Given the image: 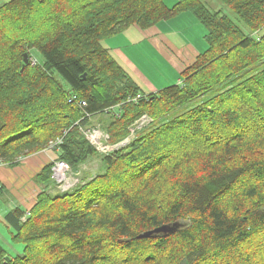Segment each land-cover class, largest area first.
Here are the masks:
<instances>
[{
  "label": "trees",
  "instance_id": "obj_1",
  "mask_svg": "<svg viewBox=\"0 0 264 264\" xmlns=\"http://www.w3.org/2000/svg\"><path fill=\"white\" fill-rule=\"evenodd\" d=\"M182 13L206 27L207 50L179 84L144 95L102 42ZM143 116L108 154L81 132L101 124L115 146ZM59 138L35 204L4 217L23 254L0 243V264H264V0L0 7V160L12 168ZM95 155L99 172L56 191L54 162L80 172Z\"/></svg>",
  "mask_w": 264,
  "mask_h": 264
},
{
  "label": "crops",
  "instance_id": "obj_2",
  "mask_svg": "<svg viewBox=\"0 0 264 264\" xmlns=\"http://www.w3.org/2000/svg\"><path fill=\"white\" fill-rule=\"evenodd\" d=\"M10 1L0 0V7ZM168 6L170 7V5ZM188 14L182 13L170 20L162 21L147 30L136 29V26H130L119 34L102 42L104 47L111 50L116 60L132 74L144 95L155 94L164 89L166 85L179 84L183 71L192 65L203 52L193 40L181 37L180 31L182 29L180 26L182 23L186 24V28L189 26L198 27L195 19L186 17ZM169 26L177 28L172 31H165ZM183 34H186V32L184 31ZM134 44L137 48L141 49L143 45H147L156 55L162 57L163 54L168 58L170 65L165 64L166 74L162 72L161 81H156V83L152 81L151 84H148L134 73L136 69L133 65L131 67V64L123 56L127 50L132 49V46L134 47ZM159 60L162 62L161 58ZM53 156L52 151H48L47 153L40 152L33 158L26 159L18 167H0V185L7 189L6 191L11 198L7 209L1 213L0 227L6 225L4 217L10 209L14 210L16 207H19L26 212L32 208L35 196L40 191L34 181H32L33 177L46 164L53 161ZM84 169L89 171L90 167L84 165L81 170ZM88 171L86 173L90 174Z\"/></svg>",
  "mask_w": 264,
  "mask_h": 264
},
{
  "label": "rangeland",
  "instance_id": "obj_3",
  "mask_svg": "<svg viewBox=\"0 0 264 264\" xmlns=\"http://www.w3.org/2000/svg\"><path fill=\"white\" fill-rule=\"evenodd\" d=\"M176 3H177V0H167V1L164 0V4L167 7H169L168 5H170L169 8H173ZM186 17H189V18L192 17L193 19H195L194 16L192 14H190V13ZM197 23H198L197 24L198 25L197 28L191 27V26L186 28V24L182 23L181 26H180V28L182 29L180 31V34H181V37H183L184 39L193 40L194 43L200 49L203 50L202 53H204L207 50V47H208V44H207V41H206V38H205L206 34H207V29H206V27L203 24L199 23L198 21H197ZM176 28L177 27L169 26L167 29H165V31H172V30H174ZM136 29H139V28H136ZM138 31H140V30H138ZM184 31L186 32V34H183ZM117 34H119V33H117ZM7 35L13 38V35L11 34V32H8ZM106 49L114 57V55L112 54L111 50H109L108 48H106ZM31 53L37 60L42 61L40 56H39V54L36 51H31ZM123 56L131 64V67L133 65L134 68L136 69L135 72L134 71L133 72L135 74H137L141 78V80L147 82L148 84H151L152 81H153V83H156V81H161L162 80L161 76H162L163 73H165V64L167 63L168 65H170L168 58H166L163 54H162V57L156 55L154 53V51H152L147 45H143L142 49H141V48H137L135 46V44H134V47L132 46V49L127 50L123 54ZM159 58L162 59V62L159 60ZM126 71L131 76V78L136 82V80L134 79L132 74L128 70H126ZM169 86L170 85H166L164 87V89L168 88ZM171 86H173V85H171ZM93 125H91V126H93ZM98 125H100L102 127L101 124H98ZM130 128H132V125H131ZM130 128H129V131H130ZM140 132H141V130L140 131H136V135L141 134ZM59 139H62V138H59ZM119 144H121V143H119ZM46 148L43 149L41 152L47 153L48 151H52V150H46ZM37 154L38 153H36L34 155H31V156H28V157H25L23 159H20L18 164L16 166H13L12 168L18 167L26 159L33 158ZM88 165H90V166H88ZM85 166L86 167H90L89 171L84 169V170H81V172H75V171L72 170L71 173H68V179L70 181L68 183H66V184L61 185V186H57L58 188L56 187L57 188L56 191L62 192V191L70 190V189L73 190L75 187H77V185L80 184L81 181H83L82 179H84V177L87 176V174H86L87 171L90 172V174H92V175H94L97 172H99V170H100V159H99V157L97 155L91 157L90 160L86 163ZM34 177H33L32 181H34ZM6 190L7 189L4 188L3 192L2 193L0 192V216H1V213L7 209L8 204L11 201L10 195L8 194V192ZM36 197H37V195L35 196V200L33 202L34 204H35V201H36ZM10 211H12V209H10ZM0 228H1L0 229L1 230L0 243L4 247V249L8 252L9 256L11 258H14V257H16L18 255H22L23 254V245L20 244V243L15 242L13 240V238H12V230L9 229L8 227H6V225L5 226L4 225L1 226Z\"/></svg>",
  "mask_w": 264,
  "mask_h": 264
},
{
  "label": "built area",
  "instance_id": "obj_4",
  "mask_svg": "<svg viewBox=\"0 0 264 264\" xmlns=\"http://www.w3.org/2000/svg\"><path fill=\"white\" fill-rule=\"evenodd\" d=\"M140 97V96H139ZM86 104L83 102L81 106H85ZM147 116L142 117L140 120L136 121L132 128H130L131 136L127 138L123 144L125 145L130 142L136 130H139L146 126L150 119ZM82 134L85 138L90 142V144L100 153L108 154L112 152L117 147H113L109 145V134L106 133L100 126H93L89 128H82ZM62 139H58L57 141L51 142L46 150H57L61 145ZM5 166V163L0 160V167ZM70 166L64 161H56L52 167V180L57 184V186H61L63 184L68 183L70 180L68 179V173H71ZM71 187V186H70Z\"/></svg>",
  "mask_w": 264,
  "mask_h": 264
},
{
  "label": "water",
  "instance_id": "obj_5",
  "mask_svg": "<svg viewBox=\"0 0 264 264\" xmlns=\"http://www.w3.org/2000/svg\"><path fill=\"white\" fill-rule=\"evenodd\" d=\"M27 63H28V56L25 55L24 67L27 65ZM178 229H179V225H176L175 227H172V228L162 227V228H159V229H157V230H155L153 232L145 233L143 235H140L139 238H146V237H149V235L152 234V233H160V232L164 233V234H172L175 231H177Z\"/></svg>",
  "mask_w": 264,
  "mask_h": 264
}]
</instances>
